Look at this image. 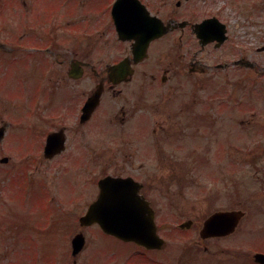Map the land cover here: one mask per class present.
Listing matches in <instances>:
<instances>
[{"label": "flooded vegetation", "instance_id": "af4514ba", "mask_svg": "<svg viewBox=\"0 0 264 264\" xmlns=\"http://www.w3.org/2000/svg\"><path fill=\"white\" fill-rule=\"evenodd\" d=\"M19 4L22 12L16 16L25 17V22L13 31L9 44L0 40V51L14 56L10 62L16 69L25 68L29 78L39 81L24 112L32 125L40 120L48 125L39 133L43 160L69 155L79 161L77 167L86 161V166L101 169L98 180L92 177L97 187L105 177L126 179L149 201L156 221L160 166L169 165L168 180L174 188L173 161L181 160L178 164L184 166L194 161L187 153V140L199 135L205 140L208 127L217 129L216 141L228 125L264 131V0H0V8ZM185 77L200 80L202 92L215 103L203 100L206 110L200 115L194 113L199 111L196 107L179 102L182 96L168 105L163 102L172 98L168 91L148 89L165 88ZM64 82L81 88V99L65 95ZM132 85L134 99L128 97ZM95 94L100 96L99 105L85 112ZM143 94L158 99L151 105L155 121L150 124L140 119ZM111 98L119 103L118 111L108 105ZM240 115L245 118L240 120ZM107 123L119 125L125 143L135 141L139 148H125L111 160L97 153L93 144L107 133ZM54 134L65 138L58 153L47 151ZM150 136L155 152L144 153L143 143ZM252 138L249 150L232 144L233 155L238 159L247 153L249 163L260 172L264 138ZM71 139L86 145L88 153L68 152ZM28 155L37 157L36 152Z\"/></svg>", "mask_w": 264, "mask_h": 264}, {"label": "rangeland", "instance_id": "374dc122", "mask_svg": "<svg viewBox=\"0 0 264 264\" xmlns=\"http://www.w3.org/2000/svg\"><path fill=\"white\" fill-rule=\"evenodd\" d=\"M21 9L20 4L14 9L2 6V42L9 44L13 31H19L24 24L25 17L16 16ZM13 57L0 51V127L7 126L5 138L0 141V159L10 158L8 164L0 163V264H73L75 260L77 264H254L253 251L256 248L264 250V162L259 163L263 169L256 172L249 163L248 154L240 153L237 159L232 148L239 144L249 150L252 137L264 138L263 130L252 133L254 129L250 131L243 125H228L222 139L218 136L216 141L213 136L217 133L216 128L202 129L206 131L205 140L199 138L201 135L187 140V153L194 161L188 160L186 166L178 164L181 160L173 161L179 185L174 184V188L173 182L168 180L169 165L167 162L161 164V183L154 199L160 234L167 246L159 252L146 251L107 236L95 226L80 227L79 218L98 195L92 177L98 180L101 169L86 166V161H80V167H77L79 161L70 160L69 155L52 161L43 160L39 133L48 125L40 119L39 124L32 125L27 121L28 113L24 112L31 91L38 88L39 81L29 78L25 68L16 69L10 62ZM64 84L65 95L81 99V88ZM130 87L128 97L133 98L136 87ZM177 88L180 89L178 92ZM148 89H157L160 94L168 91L172 98L163 101L168 105H175V96H182L179 102L183 100V104L196 107L199 110L194 112L196 115L206 110L203 100L209 99L210 105L215 104L210 101L211 96L202 92L201 81L194 78L176 79L165 88L152 85ZM157 101V97L151 99L143 94L145 108L140 119L147 124L155 121L151 105ZM118 104L112 98L108 101V105L117 111ZM243 118L240 115V120ZM107 125V133L102 135L104 140L98 136L93 144L97 153L111 160L125 148L130 151L139 148L135 141L125 143L126 135L119 125ZM151 139V136L145 139L148 141L143 143L142 152H155ZM32 143L35 145L31 147ZM30 152H36L37 157H30ZM68 152L87 154L88 148L71 139ZM162 152L169 154V150ZM27 165L31 175L27 174L29 182H23ZM26 186L30 189L27 193ZM231 209L247 212L237 233L202 241L199 231L203 222L216 211ZM188 220H193L190 229L175 227ZM80 231L85 234L87 243L83 252L74 258L71 240Z\"/></svg>", "mask_w": 264, "mask_h": 264}, {"label": "water", "instance_id": "95a60500", "mask_svg": "<svg viewBox=\"0 0 264 264\" xmlns=\"http://www.w3.org/2000/svg\"><path fill=\"white\" fill-rule=\"evenodd\" d=\"M98 101L97 94L88 101L85 111L89 113L95 109ZM3 132L1 130L0 138L3 137ZM64 144L65 138L62 135H51L47 151L58 153L64 149ZM51 146H55V149ZM3 162H7V159ZM243 215L240 211L212 215L201 231L202 237H219L233 233ZM80 223L83 227L98 223L107 234L148 249H157L163 245V240L157 234L154 212L150 205L138 195V189L130 188L120 179L101 180L99 198L80 219ZM83 246L84 239L79 235L73 240V254L77 255ZM255 260L264 264V255L257 254Z\"/></svg>", "mask_w": 264, "mask_h": 264}]
</instances>
